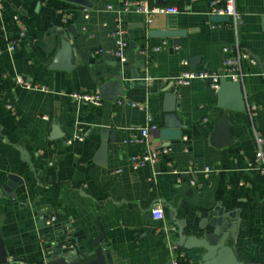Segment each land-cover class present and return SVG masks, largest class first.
<instances>
[{
  "label": "crops",
  "instance_id": "1",
  "mask_svg": "<svg viewBox=\"0 0 264 264\" xmlns=\"http://www.w3.org/2000/svg\"><path fill=\"white\" fill-rule=\"evenodd\" d=\"M84 1L89 8L63 0H2L0 238L5 249L16 264H41L47 254L64 249L90 251L101 231L110 264H164L179 258L201 264L202 250L176 246L174 223L192 236L226 223L227 228L235 225L227 245L236 258L264 264V176L247 169L254 135L264 137V0H234L241 16L236 32L210 22L211 0ZM145 1L150 8L174 7L178 13L151 16L146 32L145 16L132 7ZM14 15L24 37L7 52V40L19 31ZM116 27L127 43L123 64L112 55L109 33ZM168 28L185 35L149 36ZM163 42L160 52L152 51ZM233 47L255 61L241 63L243 112L218 107V89L207 81L176 83L187 70L220 74L224 50ZM184 60L187 67L181 65ZM57 62L65 69H51ZM17 76L36 89L15 84ZM170 83L178 101L175 116L186 129L180 141L167 145L171 154L158 164L132 170L128 158L143 147L123 142L139 135L148 116L157 127L149 133L150 144L162 147L160 89ZM103 86L108 98L99 107L69 96L99 95ZM225 97H232L230 88ZM247 104L256 107L252 119ZM224 117L229 142L217 148L212 135ZM78 129L83 141L67 145ZM103 134L107 152L98 165ZM9 176L22 182L12 190L14 198L2 191ZM156 210L162 219L153 218Z\"/></svg>",
  "mask_w": 264,
  "mask_h": 264
},
{
  "label": "water",
  "instance_id": "2",
  "mask_svg": "<svg viewBox=\"0 0 264 264\" xmlns=\"http://www.w3.org/2000/svg\"><path fill=\"white\" fill-rule=\"evenodd\" d=\"M63 1L74 3L83 8H89V5L84 0ZM210 22L212 24L226 23L228 22V18L218 16L210 17ZM70 32L72 34H75L73 28H70ZM184 35V31L172 28L164 30H154L149 32L150 37H156L160 39L183 37ZM51 69L58 70L65 68L61 64H59V62H57ZM112 85L115 84H108V86ZM172 85L173 84L170 83L160 89V92L163 94L162 113L164 114L161 121L162 128L159 133V139L162 142V147H166L170 142L180 141L182 138L181 132L186 129V126L181 124L175 116V112H178L179 108L175 92L171 89ZM108 86H103V88L100 89L99 96L101 99L108 98L105 95V90ZM227 88H230L232 90V97L229 101H227V98L225 97V91ZM217 99L218 107L228 109L232 112H243L244 97L242 94V82L240 80L237 82H229L226 79L221 78L217 91ZM224 100L228 102V105L225 104ZM225 118L226 117H224L223 121L220 123V125H218L220 131L217 132V130H215L212 135V145L217 148L221 147L222 143L229 142L226 135ZM101 139L102 143L100 145L97 156L99 162L98 165H101V163H103L104 156L107 152V140L105 134L102 135ZM17 149L21 152L22 155H24L21 148ZM8 179L10 180V182L2 186V191L9 193L10 196L14 198L12 190L17 185H22V182L15 176H9ZM174 224L177 229L174 234L176 236V246L187 251L202 250L203 254L201 256V264H244L236 258L232 247L227 245V240L234 237V234H232L235 228L234 224H231V227L227 228L226 223H224L223 226H216L210 233L205 232L202 229V232L201 234H199V236L187 235L184 233V226L182 224H180L179 222H176ZM102 247L103 235L100 231V234L95 238V240L92 241V249L90 251H78L77 248L72 251L64 249L61 252L47 254L42 260L41 264H110L109 252L107 250H103ZM0 264H16V260H13L12 255L5 249L1 238Z\"/></svg>",
  "mask_w": 264,
  "mask_h": 264
},
{
  "label": "built area",
  "instance_id": "3",
  "mask_svg": "<svg viewBox=\"0 0 264 264\" xmlns=\"http://www.w3.org/2000/svg\"><path fill=\"white\" fill-rule=\"evenodd\" d=\"M221 2L223 5L220 6ZM135 11L141 15L145 16V26L146 32L148 31L149 26L151 25L152 19L151 16L153 15H176L178 10L174 7H152L150 8L148 3L141 2L135 3L132 5ZM209 16L210 17H227L228 27L233 31L236 32L238 25L241 22V16L235 9L234 0H211L209 3ZM2 9V0H0V10ZM85 19L88 18L87 14L84 16ZM13 21L18 26L17 34L12 37L11 39L7 40L6 44V51L13 52L14 49L19 45L21 39L24 37V32L22 26L19 21V17L17 15L13 16ZM83 33L86 35L85 28H82ZM109 36L113 39L115 50L112 52V55L119 61L121 64L125 62V56L123 54V50L127 47V43L124 41V31L121 30L119 27H116L112 32L109 33ZM165 43H161L160 46L152 48L154 52H160L163 49V45ZM101 49L97 50V53H101ZM224 53L226 57L222 62L223 70L220 74H209L204 72H192L187 70L184 72L177 80L176 83L178 85H189L192 80H204L207 81L209 86L213 90H217L219 87V82L221 78L226 79L229 82H237L242 81L244 74L242 71L241 63L242 61H248L250 64H254L255 61L245 52H241L238 47H233L229 49H225ZM142 54H146V51H143ZM181 65L184 67L188 66V62L186 60L181 61ZM14 83L18 86L26 89L32 90L36 89L30 83L24 80V78L17 76L14 80ZM72 100L78 103L89 104L94 107H99L101 105L102 99L98 94L89 93L86 91L74 92L69 95ZM131 107H136L139 110H144L142 105L136 106L135 104H128ZM7 109L13 111L11 106H7ZM246 111L249 117L252 119L256 115V107L254 105L247 104ZM157 130V127L151 122V119L147 116L145 125L140 128L139 135L135 138L129 139L124 141L123 143L128 144H137L143 147L142 153L138 155H132L128 158L129 166L132 170H138L141 168H152L159 161L163 158L171 154V148L169 146L166 147H158L154 148L150 144L149 140V133L151 131ZM82 131L78 129L77 132L66 141L67 145H70L74 141L81 142L83 141L82 138ZM186 140V139H185ZM254 146H255V153L254 158L251 162L248 163L247 169L258 172L260 175L264 176V137L262 135L255 134L254 135ZM210 169L206 168L204 170V174H208ZM118 173V171L116 172ZM173 174H177V172L173 171ZM190 184H194V181L191 180ZM163 214L160 210H156L153 212V218L155 220L162 219ZM54 221L53 218L49 219L46 224L50 225ZM164 264H185L182 258L179 259H172L169 262Z\"/></svg>",
  "mask_w": 264,
  "mask_h": 264
}]
</instances>
